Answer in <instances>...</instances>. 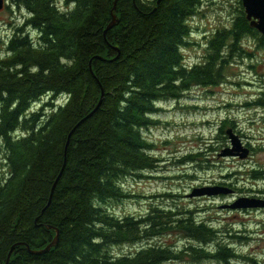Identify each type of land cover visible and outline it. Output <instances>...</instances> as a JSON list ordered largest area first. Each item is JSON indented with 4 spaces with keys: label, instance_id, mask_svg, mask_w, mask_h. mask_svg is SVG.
I'll list each match as a JSON object with an SVG mask.
<instances>
[{
    "label": "trees",
    "instance_id": "1",
    "mask_svg": "<svg viewBox=\"0 0 264 264\" xmlns=\"http://www.w3.org/2000/svg\"><path fill=\"white\" fill-rule=\"evenodd\" d=\"M11 1L27 15L0 55V150L7 168L0 177V264L11 249L8 264L234 257L216 229L191 211L153 207L117 216L106 209L127 197L122 180L156 165L143 130L157 122L159 102L218 83L225 49L240 51L245 36L264 48L242 7L231 27L210 38L204 61L188 66L182 47L200 0H65V10L57 0ZM113 15L117 23L109 27ZM56 229L54 247L30 253L45 248ZM174 231L200 247L111 250Z\"/></svg>",
    "mask_w": 264,
    "mask_h": 264
},
{
    "label": "rangeland",
    "instance_id": "2",
    "mask_svg": "<svg viewBox=\"0 0 264 264\" xmlns=\"http://www.w3.org/2000/svg\"><path fill=\"white\" fill-rule=\"evenodd\" d=\"M56 3L61 10L68 7L65 0H57ZM240 6L243 9L241 0H200L199 11L189 20L190 34L186 35L182 47L186 65L204 61L208 41L217 30L231 27ZM25 15L27 14L23 7L14 6L11 0H4V7L0 10L1 56L4 55L5 45L14 29L22 25ZM27 30L29 35L35 37L36 32L32 28ZM256 42L245 36L237 42L241 51L230 52L229 47L225 49L226 62L223 76L218 83L210 86L196 85L184 91L177 99L159 102L161 110L155 116L157 122L143 130L145 137L154 145L152 152L157 158L156 165L139 176L122 180L121 186L128 194L127 197L107 204L106 210L117 216H140L153 207L172 209L184 214L191 211L195 218L211 223L223 237L225 245L232 249V253H236L235 257L222 263L206 257L195 260L185 255L181 258L183 260L177 259L163 264H264V211L257 209L239 213L221 208V205L230 204V195L227 194L190 196L196 187L228 180L225 175L230 171L232 163L223 159L217 165L211 163L213 159L210 140L215 136L216 118H222L229 112L242 117L244 112L241 103L257 99L254 94L264 91V48L258 49ZM254 107V104L247 106L248 114L242 117L244 119L250 115L253 119L243 121L247 133L254 135L255 140H251L254 149L245 162L248 166L239 172L249 180L248 171L252 166L264 169V123L261 121L260 150L257 140L260 123L253 115L256 113L253 111ZM243 153L242 150L238 151L240 156ZM6 172L0 150V177ZM251 183L257 181H249ZM142 244L172 248L175 245L182 247L184 244H191L200 247L198 243L186 240L183 232L174 231L137 245L114 246L111 250L117 255H126L134 253ZM206 245L207 243H203L201 247L209 249L214 244Z\"/></svg>",
    "mask_w": 264,
    "mask_h": 264
},
{
    "label": "flooded vegetation",
    "instance_id": "3",
    "mask_svg": "<svg viewBox=\"0 0 264 264\" xmlns=\"http://www.w3.org/2000/svg\"><path fill=\"white\" fill-rule=\"evenodd\" d=\"M241 51V49H240ZM257 96V99L253 101H244L241 103V107L243 108V114L242 117L247 115V106H250L251 104H254L256 107L253 108V111L256 112L253 115L255 116V119L260 123L258 132V143H259V149L261 150V121L264 123V91H260L257 94H254ZM253 106V105H252ZM246 107V108H245ZM261 110L263 111L261 113ZM240 114L235 113H228L227 115L223 116L222 118H216L217 124L215 125V136L210 140L212 142L211 146V156H212V164L217 165L221 161V159L225 161H231L232 165L230 167V171L225 175L228 180H219L215 182L213 185L208 186H214V187H223L228 189L230 195L231 202L238 198H260L264 199V169H256L252 166V169L248 171V176L251 180L245 179L242 174H240V170H244L245 167L248 166L245 162L248 158L252 155L253 152V145L251 140H255L254 135H250L247 133V129L243 126L244 120H252L253 119L249 116L248 118L242 119ZM251 121V122H252ZM233 140H236L238 142V149L242 151H246L247 156L245 158H241L238 152L236 151V147L233 146L232 143ZM228 150H231V153L228 155H223L222 153L227 152ZM242 162V163H241ZM237 163H241V165H237ZM236 166V167H235ZM229 170V169H228ZM221 177H224V175H221ZM249 181H257V183H251L249 184ZM238 187H243V189H239ZM248 191H259V192H248ZM223 194H218L216 196H220ZM218 199V198H217ZM227 199H229L227 197ZM221 201V200H219ZM228 201V200H227ZM227 209V208H226ZM233 211H241L243 212H250L253 210H261L264 211V207L261 208H241V209H231ZM211 224V223H209ZM210 226V225H209ZM217 231V229H216ZM218 234V231L216 232ZM219 235V234H218ZM221 242H223V237L220 236ZM238 238V237H237ZM207 246H210L207 244ZM234 257L236 256V253H233ZM214 261H217L218 263H222L224 261L222 260H216L212 258H207Z\"/></svg>",
    "mask_w": 264,
    "mask_h": 264
},
{
    "label": "water",
    "instance_id": "4",
    "mask_svg": "<svg viewBox=\"0 0 264 264\" xmlns=\"http://www.w3.org/2000/svg\"><path fill=\"white\" fill-rule=\"evenodd\" d=\"M242 6L244 9V13L246 19L249 21L250 26L256 29L261 35L264 36V0H243ZM3 7V2L0 0V10ZM117 23V19L113 15L112 22L110 23L109 27L115 25ZM233 146L236 147V151L238 152V142L233 140ZM231 153V150L222 153L223 155H228ZM246 151L240 156L241 158L246 156ZM230 191L223 187H214V186H203V187H196L190 193V196H215L218 194H229ZM264 207V199L260 198H238L234 200L230 204L221 205V208H231V209H241V208H261ZM58 242V231L56 229V234L53 240L43 249L33 250L30 249V253L33 254H42L48 252L52 247H54ZM27 249L28 246H26ZM12 250V249H11ZM11 250L8 253L7 259L5 264H8L9 258L11 255Z\"/></svg>",
    "mask_w": 264,
    "mask_h": 264
},
{
    "label": "bare ground",
    "instance_id": "5",
    "mask_svg": "<svg viewBox=\"0 0 264 264\" xmlns=\"http://www.w3.org/2000/svg\"><path fill=\"white\" fill-rule=\"evenodd\" d=\"M2 2H3V7H4V0H2ZM242 2H243V0H241V4H242ZM3 7H2V8H3Z\"/></svg>",
    "mask_w": 264,
    "mask_h": 264
}]
</instances>
